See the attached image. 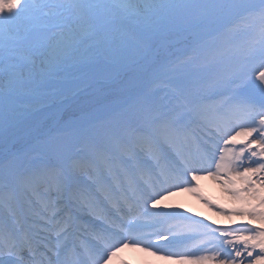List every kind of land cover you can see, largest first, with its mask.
I'll return each mask as SVG.
<instances>
[{
    "label": "rangeland",
    "instance_id": "rangeland-1",
    "mask_svg": "<svg viewBox=\"0 0 264 264\" xmlns=\"http://www.w3.org/2000/svg\"><path fill=\"white\" fill-rule=\"evenodd\" d=\"M222 10L225 20L212 28ZM190 121L236 139L225 142L208 128L212 164L201 160L182 171L135 147L152 141L150 153L183 156L179 132ZM5 147L0 214L16 233L23 228L7 210L15 212L17 196L29 223L53 228L69 188L79 211L110 210L123 234L148 226L136 233L146 243L123 241L104 264H129L127 255L138 264H264V0H0V151ZM160 171L166 179L151 186L148 194L158 193L137 222L102 199L113 194L109 188L115 201L120 196L115 179L131 194L125 180L143 182L138 175ZM171 222L167 237L197 251L168 255L171 247L155 231ZM6 256L0 243V264Z\"/></svg>",
    "mask_w": 264,
    "mask_h": 264
},
{
    "label": "bare ground",
    "instance_id": "bare-ground-1",
    "mask_svg": "<svg viewBox=\"0 0 264 264\" xmlns=\"http://www.w3.org/2000/svg\"><path fill=\"white\" fill-rule=\"evenodd\" d=\"M226 11H228V10H222V11H217L216 13H215V11H214V15H216L215 16V19H213V20H211L210 19V21H211V27L212 28H214V27H217L218 25H220L224 20H225V18H226ZM208 128H214V129H216V130H218V132H219V134H220V136H221V139L223 140V141H225V142H233L236 138H230V136H229V134H228V132L227 131H225V130H219L218 128H215V126L213 127V126H207ZM207 128V129H208ZM201 131H204V130H201ZM208 131H210V130H208ZM205 132V131H204ZM201 136H202V133L200 132L198 135H197V137L201 140ZM203 139V138H202ZM192 142H193V144L195 145L194 147H196V149H197V153H198V151L200 150L201 152H204V151H202L201 149H203L204 150V148H202L201 146H199V143L196 141V140H193L192 139ZM206 145L205 146H208L207 145V141H206V139H204V141H203ZM202 142V143H203ZM211 145H214V144H216L215 142H214V140H213V143H210ZM211 152V150L209 149V152H207V153H199L198 155H200L201 154V156H202V158L204 159V160H209V159H211V157H212V154L210 153ZM191 164V166H194L192 163H190ZM144 183H145V185L146 186H149V184L151 185V183H152V178L151 177H146L145 178V180H144ZM143 187H144V185H141L140 186V189L141 190H144L143 189ZM146 189V188H145ZM141 195H143L142 193H140ZM109 199H111L112 201H114L113 200V198H111V197H108ZM120 199L122 200V202L123 203H125L128 207H131V204H130V202H131V199L130 198H128V197H125V195H122L121 197H120ZM138 200H142V201H144V199H143V197H140ZM111 205H112V203H110ZM143 204V203H142ZM137 205H139V203L137 204ZM129 209V208H128ZM130 210V209H129ZM133 211H135V209H133L132 210V212H131V210L128 212L127 210H125V211H123L122 213L125 215V216H127V215H130V217H132V218H135L136 216H139V213L138 212H140V209H138V211H137V214H135V215H133L134 213H133ZM95 212H97V211H95ZM101 212V211H100ZM100 214V213H99ZM48 216H49V214H48ZM47 216V217H48ZM124 216V217H125ZM132 218H130V219H132ZM55 220H56V222H58V227L59 228H62L63 229V231H62V235H63V237H62V240H65V239H67V238H69L70 237V229H68V225L65 223V222H60L59 220H58V218H55ZM103 225L106 227V229H104V231H102V232H100L99 231V229H101L100 227L102 226H99V225H97L96 227H95V230L94 231H92L91 232V230H87L88 232L86 233V235H85V238H87L86 239V241L85 242H79L80 244L81 243H84L85 244V247H84V249L87 247V246H90L91 245V241H92V238H95V239H101V237H103L104 236V234L105 233H107L108 231H111L112 230V228H113V230L112 231H116V232H114L116 235H118V231L119 230H121V228H118V225L116 224V222L114 221H111L110 220V216L109 215H103ZM138 220H136V222H137ZM220 222L221 223H223V224H226V223H228V222H230V220H227V219H225V218H222L221 220H220ZM172 223H174V222H172ZM172 223H168L166 226H164L162 229H160V227H157L158 229H156V235H158V236H160V235H163L164 237L159 241V242H161V243H163V244H168L169 245V247H171L172 248V251L171 252H169L168 253V255H170V256H174V255H178V254H182V253H189V252H192L193 253V251H197L198 250V246L197 245H193L192 247H190V248H186V249H183V247L181 248V247H179V245H180V243L182 242L181 241V238H179L178 236H168V237H166L167 236V234L170 232V225L172 224ZM88 224H90V223H88ZM85 225H87V223H85V222H83V225L82 226H85ZM93 227V225H91L90 224V228H92ZM139 227V226H138ZM148 226H144V224L142 223H140V227H139V229L137 228V230H143V229H145V228H147ZM38 228L42 231V233H43V236H44V240H42V244L43 245H48V235H50L51 234V232H52V230H50L47 226L45 227L42 223H40V225H38ZM38 232V231H37ZM90 237H92V238H90ZM118 238H119V241H127V240H129V241H132V240H142L143 241V243H146V241H145V239H144V237H141V236H139V235H131V231H128L127 233H124L123 235H121V236H118ZM179 238V239H178ZM76 239V238H75ZM117 239V238H116ZM60 243V241L58 242V244ZM7 250H9V251H12L13 253H16L17 252V250L18 249H16V250H13L11 247H8V248H6ZM137 250H139V251H137ZM161 250V249H160ZM131 251H134L133 253H142L143 252V250H141V248H139V247H132L131 248ZM163 253H165L166 251H165V248H163L162 250H161ZM55 251L54 250H50V251H45V252H43L42 253V256H43V258H49V256H51L53 253H54ZM56 252H57V250H56ZM58 253V252H57ZM81 255H82V258L84 259L85 258V254L82 252L81 253ZM180 256V255H179ZM103 258H106V260H108V259H110L111 258V254H107V253H104V255H103V257H101L100 258V260L98 261V262H100L99 264H102V259ZM168 259H170L171 257H167ZM6 259H13L14 261H17L15 258H6ZM126 260L128 261V263L129 264H138V262H137V259H136V257H134V256H132V255H127L126 256ZM108 262V261H107ZM106 262V263H107ZM17 263V262H16ZM181 264V263H183L182 262V258L181 259H179V262L177 263V264ZM98 264V263H97Z\"/></svg>",
    "mask_w": 264,
    "mask_h": 264
}]
</instances>
